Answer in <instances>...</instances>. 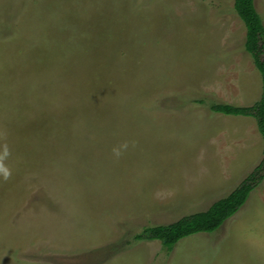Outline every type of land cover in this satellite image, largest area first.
<instances>
[{
	"label": "rangeland",
	"instance_id": "1",
	"mask_svg": "<svg viewBox=\"0 0 264 264\" xmlns=\"http://www.w3.org/2000/svg\"><path fill=\"white\" fill-rule=\"evenodd\" d=\"M264 25V0H254ZM233 0H0V264H264V179L212 232L134 240L262 157Z\"/></svg>",
	"mask_w": 264,
	"mask_h": 264
},
{
	"label": "trees",
	"instance_id": "2",
	"mask_svg": "<svg viewBox=\"0 0 264 264\" xmlns=\"http://www.w3.org/2000/svg\"><path fill=\"white\" fill-rule=\"evenodd\" d=\"M233 9L245 27L244 49L250 55L261 78L259 97L248 105L211 101L208 108L217 113L252 117L264 145V25L254 0H233ZM262 157L225 196L213 201L206 209L184 214L164 224L144 226L133 235L134 240H158L170 251L183 237L212 232L232 216L246 201L250 192L264 179V148Z\"/></svg>",
	"mask_w": 264,
	"mask_h": 264
},
{
	"label": "crops",
	"instance_id": "3",
	"mask_svg": "<svg viewBox=\"0 0 264 264\" xmlns=\"http://www.w3.org/2000/svg\"><path fill=\"white\" fill-rule=\"evenodd\" d=\"M238 184V183H237ZM232 190V189H231ZM198 211H200V210H198Z\"/></svg>",
	"mask_w": 264,
	"mask_h": 264
}]
</instances>
